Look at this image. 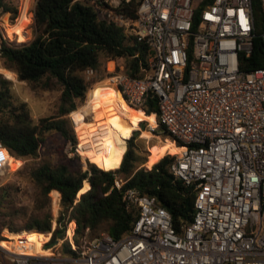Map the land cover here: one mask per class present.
Returning a JSON list of instances; mask_svg holds the SVG:
<instances>
[{
	"label": "built area",
	"instance_id": "built-area-1",
	"mask_svg": "<svg viewBox=\"0 0 264 264\" xmlns=\"http://www.w3.org/2000/svg\"><path fill=\"white\" fill-rule=\"evenodd\" d=\"M92 1L152 48L143 78L111 60L107 80L131 107L149 90L157 95V123L182 148L170 154V168L194 193L192 220L176 230L155 196L127 187L122 198L138 214L120 238H91L88 229L74 238L68 228L53 238L54 219L49 239L32 251L27 238L3 228L0 264H264V66L239 70V55L252 50L251 0H140L134 21L118 10L129 0ZM0 151L4 174L1 141ZM123 184L115 178L117 189Z\"/></svg>",
	"mask_w": 264,
	"mask_h": 264
},
{
	"label": "trees",
	"instance_id": "trees-1",
	"mask_svg": "<svg viewBox=\"0 0 264 264\" xmlns=\"http://www.w3.org/2000/svg\"><path fill=\"white\" fill-rule=\"evenodd\" d=\"M139 1L123 2L118 10L125 18L134 21ZM251 5L254 21L252 50L249 55H239L241 72L264 66V9L260 0H251ZM18 12L16 0H0V14L9 13L11 22L17 18ZM33 20L34 35L31 40L19 43L1 40L2 67L14 72L17 80L26 82L32 90H57L59 95L49 114L35 120L27 102L16 97L13 81L6 73L2 72L8 78L0 73V141L9 156L20 160L37 158L49 132L58 133L71 145L72 156L63 154L56 161L42 160L38 163L25 161L16 169L19 173H26L37 202L48 204L51 192L53 205L58 207L60 194L63 211L58 223L63 218L64 225L61 229H54L53 238L62 236L66 228L74 238L85 233L86 229L91 238L101 232L120 238L132 227L138 214L135 208L127 207L122 198V192L127 187L155 196L170 213L173 227L180 230L192 220L194 193L175 178L170 168L172 157L166 154L159 156L163 152L154 160L146 159L147 151L131 134L125 137V140L128 139L127 147L123 139L124 145H121L119 138L127 133V127L116 132V153L104 169L90 162L83 170L69 118L85 104L90 89L111 75L106 70L108 61H115L117 69L122 65L123 71L133 78H143L150 71V45L124 26L108 20L102 6L92 0H35ZM87 69H93L95 74L87 77ZM133 107L142 112L139 121L149 122L150 114L159 112L158 97L149 90L141 104ZM136 117L137 113H134V120ZM98 122L77 137L82 139ZM158 129V133L168 137L162 126ZM81 151L86 156V150L81 148ZM171 152L176 150L171 149ZM145 162L149 168L143 165ZM116 177L124 180L121 189L114 186ZM13 190L17 187H2L0 190V231L4 227L11 231L26 229L28 231H23L29 237H24L23 231L12 233L4 230V234L10 238L23 236L35 245L32 250H38L50 237L51 214L49 211L33 214L18 225L14 218L17 212L11 210L10 193ZM3 206L7 211L2 210ZM35 237L44 241L36 243L32 241Z\"/></svg>",
	"mask_w": 264,
	"mask_h": 264
},
{
	"label": "rangeland",
	"instance_id": "rangeland-1",
	"mask_svg": "<svg viewBox=\"0 0 264 264\" xmlns=\"http://www.w3.org/2000/svg\"><path fill=\"white\" fill-rule=\"evenodd\" d=\"M18 4V16L11 22L9 13L0 14V43L2 39L8 40L12 43L19 42H27L32 39L34 35V20H33V9L35 0H16ZM14 23V24H13ZM107 65V64H106ZM122 67V65L120 66ZM106 70L109 71L110 69ZM10 71V70H9ZM5 68L2 67L0 60V73L5 76L2 72L6 73L9 79L13 81V90L15 95L20 100L26 101L33 118L36 120L38 117L42 115H47L50 112V107L56 102L58 98L57 90H46V91H35L32 90L29 85L24 81H18L17 77L14 76L13 73L9 72ZM6 77V76H5ZM6 77V78H8ZM109 77V76H108ZM107 77V78H108ZM107 78H104L100 82L96 83L88 92L86 96V102L79 109L70 114V121L73 124V132L76 138V149L77 153L81 157V161L83 163V170L87 168L86 164L93 162L101 169H104L108 162L112 160L116 153V130L114 127L115 121L122 116L126 120L129 118H133V114L137 113V117L133 121V125H129L128 131L126 134L120 135L119 141L121 145H124L123 139L126 143L127 140L125 137L130 135H134L137 137L135 140L142 147L143 150L147 151L146 159L154 160L162 155L172 154L170 148L172 140L163 136L161 133H158L159 130L157 127L153 131L148 126V122L144 128L140 127V122L138 119L140 118L142 112L139 110L133 109L130 110L128 107L124 105V102L120 96V94L116 91V89L109 83ZM95 119L99 121L96 125L92 126L81 139L80 135L85 130L88 129L90 125H93ZM93 122V123H92ZM75 127V130H74ZM126 127V128H127ZM134 130H138L137 134L134 133ZM144 131H150V135L144 133ZM118 132V131H117ZM80 133V134H79ZM113 143V153L110 154L107 158L106 164L102 166L101 164H97L95 160V153L102 152L105 149L106 144ZM82 150H86V156L83 154ZM173 149V148H172ZM71 145L66 142L58 133L49 132L45 135L44 142L41 144L38 152V157L34 159H16L11 156H7L8 163V171L4 174H0V190L2 187L7 188L12 186V188L17 187V190H13L10 193L12 207L11 210H15L17 213L14 216L16 223L21 225L25 222L27 218L32 216L33 214H43L46 211H49L52 217L51 220V229L53 228L54 219H56L58 223V217L62 214L63 208L60 205L55 207L53 205V200L51 196V192L48 194L49 203L47 204L45 201L37 202L35 199V191L34 188L29 184L26 178V173H19L17 168H19L22 163L28 161L32 162H41L42 160H52L56 161L59 156L63 154H67L68 156H72L70 152ZM164 152V153H163ZM163 153V154H161ZM161 154V155H159ZM159 155V156H157ZM85 158H84V157ZM146 162L143 164L146 168ZM120 178V177H118ZM122 179V178H121ZM60 198V194H59ZM38 204L42 207L38 208ZM7 206V205H6ZM2 210L7 211L6 207L3 206ZM64 225L63 218L60 221V226ZM58 226L60 229L62 227ZM55 227V228H57ZM9 230L8 227H4ZM50 229V231H51ZM26 230V229H22ZM20 230V231H22ZM10 231V230H9ZM20 231H15L19 233ZM28 231V230H27ZM36 232V230H33ZM88 232V231H87ZM4 233V231H3ZM100 234V233H99ZM24 237H29V234L26 232H22ZM32 237V236H30ZM36 243H42L41 237L32 240ZM32 247L35 245L32 243ZM10 264V263H7Z\"/></svg>",
	"mask_w": 264,
	"mask_h": 264
},
{
	"label": "bare ground",
	"instance_id": "bare-ground-1",
	"mask_svg": "<svg viewBox=\"0 0 264 264\" xmlns=\"http://www.w3.org/2000/svg\"><path fill=\"white\" fill-rule=\"evenodd\" d=\"M112 66H113V63L112 62L111 63L109 62L107 64V67H108L107 69H112ZM109 83H110V81H109ZM122 100H123V98H122ZM123 102H124V105L126 107H128L130 110L135 109L134 107L129 106L124 100H123ZM133 117H134V114H133ZM133 121H134L133 118H129V119L126 120L125 118H123L122 116H120L115 121V123H114V127H115L116 132L119 131V130H121V129L126 128L129 125H133V123H134ZM148 126H152V127H155V128L156 127L159 128V124L157 123L155 113L150 114V119H149V122H148ZM149 132L148 131H144V133L147 134V135H150ZM113 147H114L113 143L106 144L104 151H102V152H96L95 153L94 156H95V160H96L97 164H101L102 166H104L106 164V161H107L108 156L113 153ZM169 147L170 148H167V150L170 149V151H171L172 148L176 150V152H174L172 154H178L181 151V149H182L180 146L176 145L173 141L171 142V145ZM0 152L3 155L2 151H0ZM8 166H10L9 163H8ZM66 235L70 236V234H69L68 231H67V234Z\"/></svg>",
	"mask_w": 264,
	"mask_h": 264
},
{
	"label": "water",
	"instance_id": "water-1",
	"mask_svg": "<svg viewBox=\"0 0 264 264\" xmlns=\"http://www.w3.org/2000/svg\"><path fill=\"white\" fill-rule=\"evenodd\" d=\"M145 125H146V121H145V120H143V121L140 122V127H141V128H144ZM137 131H138V130H134V133L137 134Z\"/></svg>",
	"mask_w": 264,
	"mask_h": 264
},
{
	"label": "snow or ice",
	"instance_id": "snow-or-ice-1",
	"mask_svg": "<svg viewBox=\"0 0 264 264\" xmlns=\"http://www.w3.org/2000/svg\"><path fill=\"white\" fill-rule=\"evenodd\" d=\"M240 16H241V21L244 22V23H246V22L244 21V14H243V12L240 13Z\"/></svg>",
	"mask_w": 264,
	"mask_h": 264
},
{
	"label": "crops",
	"instance_id": "crops-1",
	"mask_svg": "<svg viewBox=\"0 0 264 264\" xmlns=\"http://www.w3.org/2000/svg\"><path fill=\"white\" fill-rule=\"evenodd\" d=\"M109 62L111 63V61H109ZM109 62H108V63H109ZM11 73H13V78H12V79H14V76H16V74H15L14 72H12V71H11ZM10 79H11V78H10Z\"/></svg>",
	"mask_w": 264,
	"mask_h": 264
}]
</instances>
